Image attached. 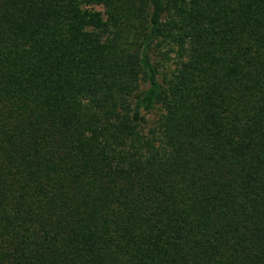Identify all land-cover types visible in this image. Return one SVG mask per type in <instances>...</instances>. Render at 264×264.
<instances>
[{
  "label": "trees",
  "instance_id": "1",
  "mask_svg": "<svg viewBox=\"0 0 264 264\" xmlns=\"http://www.w3.org/2000/svg\"><path fill=\"white\" fill-rule=\"evenodd\" d=\"M0 264H264V0H0Z\"/></svg>",
  "mask_w": 264,
  "mask_h": 264
}]
</instances>
